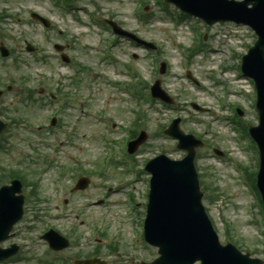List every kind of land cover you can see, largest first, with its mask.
Returning <instances> with one entry per match:
<instances>
[{
    "label": "rangeland",
    "instance_id": "1",
    "mask_svg": "<svg viewBox=\"0 0 264 264\" xmlns=\"http://www.w3.org/2000/svg\"><path fill=\"white\" fill-rule=\"evenodd\" d=\"M141 1L143 0H77L73 4L74 11L65 13L55 6V0H0V15L5 18L4 23L0 22V40L4 41L8 48L15 49L14 57L8 60L0 59V88L3 84L5 87L14 83L15 89L21 86L35 91L44 89L42 93L45 92V99L49 93L61 92L70 100L69 108L63 112L56 104L17 108L20 111V117L30 125L24 124L31 129H36L39 124L50 127L52 117L55 114V116L58 115L57 125H60L49 129L48 149L39 145L43 141L39 135L25 129H13L8 134V137L13 138L12 152L0 153V166L21 171L29 181H40L38 188L41 198L40 207L45 209L40 213L43 217L42 221H37L36 228L27 232L26 226L35 214L30 208L28 221L19 227L18 234L21 236L18 241L27 244L31 238L35 239V244H30L29 249L34 250L36 253L34 255H37L43 252L44 243L39 242L36 237L48 225L65 234L75 228L78 235L82 237L80 247L61 256L71 257L80 253L82 258H87L95 248L101 250L99 257L102 260L109 264H119L121 260H124L123 257L120 259L114 255L112 257L109 254L111 250L108 249V244L115 236L116 230L124 227L123 224L127 222L123 214L126 207L119 208L118 203L124 199L123 192L127 190H133L136 195H143V201L148 194L147 180H143L149 177L147 173L142 174L140 181L128 185L131 175L124 174L122 169L125 167L111 165L110 172L104 174L101 171L107 165L105 144L102 141V135L107 131L104 124L96 118L99 115L102 117L107 115L117 126V129L108 133L114 140L124 139L126 134L121 127L133 128L131 118L132 111L136 107L127 95L119 94L108 87L110 80H123L124 77L121 76L123 71L121 65L112 66L101 61L99 52L103 51L104 43L101 42L100 36L106 38L103 31H98V28L88 23H85L88 25L86 28L76 22V17L88 22L84 11H91L98 17L113 19L125 29L155 43L158 47L157 64L160 62L167 64L166 73L159 76L154 55H147L145 50L133 47L127 41H121L114 50L121 62L129 61V65L137 69L144 92L149 93V87L159 77L163 89L173 99V105L170 107L158 100L153 105H145V119L140 120L138 128L139 131H147L149 139L133 155L136 166H144L145 162L162 153L173 159H181L185 156L184 151L176 148L175 140L161 133L163 127H168L173 118H182L181 129L207 143L204 148L197 151L199 155L197 168L203 176L204 184L216 188L219 199H223L220 202L218 199H212L203 190L205 192L203 203L221 241L226 242L225 231L230 227L231 242L238 244L242 250L251 252L264 262L262 228L254 223L261 220L258 208L248 190L239 183L237 174L231 166L226 165L222 160H220L222 163L218 161L219 159L215 160L212 156V150L217 148L225 151V155L229 157L230 153L234 152V156L240 157L241 164L246 167L252 168L256 164L252 153L243 148L238 138L233 139L229 131L227 134L226 128L215 124L211 128L207 124L213 117L214 107H217L212 92L222 93L228 88L234 90L235 86L227 75L219 78L215 72L216 68L200 57L195 56L190 62L184 59L185 49L197 42L196 34L193 33L196 30L193 20L186 19L183 27L179 29L169 15L165 16L161 13L155 0H144L149 2L146 6L147 13H150L154 19L149 23H142L135 15ZM34 11L49 18L52 28L46 31L38 22H34L31 19V13ZM200 28L201 35L207 34V39L204 41L207 47L222 48L223 59L227 63H223L222 66L238 64L240 56L247 51V46L255 42L253 33L245 26L228 23L205 27L201 24ZM225 37H228V40L222 43ZM25 41L37 47L38 53L26 52ZM56 43L68 47L66 53L74 62L86 69L83 74L76 76L73 75V71L59 66L58 54L54 49ZM134 53L139 56L135 62L132 61ZM15 58L20 60L18 68L13 66ZM4 66H10V68L7 70ZM213 71V75L223 80V86L215 85L216 89L212 88L210 73ZM187 72L201 83V89L186 78ZM22 80H26L25 86L20 84ZM243 82L244 91L240 90L238 96L230 97L231 105H237L243 111V117L238 116V118L256 125L258 116L254 108V88L250 80L244 79ZM14 99L15 94H11L5 98L4 102L9 106ZM192 103H197L207 110L199 112L192 108ZM14 105L13 103L12 107ZM242 125L245 128L241 133L242 138L249 141L247 128L250 123L242 122ZM118 151L121 150L118 149ZM25 154L26 157L29 154L38 156L39 159H25ZM121 154L124 155L123 152ZM116 158L119 161L124 159L122 156L120 158L118 153ZM64 168L67 171L65 176L62 173ZM255 170L256 167L250 169V172ZM83 175L91 179V186L86 191L72 193L71 190L76 181ZM117 181L121 182L123 189H117ZM106 185L112 187V192L103 198ZM99 199H104L105 205L96 206L95 202ZM140 204L138 200L131 204L136 227L132 243L139 249L146 246L143 236L145 214L144 210L139 209ZM46 212L49 213V220L45 218ZM92 223L98 224L100 230L106 233L105 238L101 239L100 244L97 245L89 236ZM126 232L130 237V230L126 229ZM111 246L117 253L124 249L117 242ZM139 254L153 260L157 257V250L144 249L137 253ZM44 256L30 262L21 261L11 264H41ZM52 256L53 254L49 253V257Z\"/></svg>",
    "mask_w": 264,
    "mask_h": 264
},
{
    "label": "water",
    "instance_id": "2",
    "mask_svg": "<svg viewBox=\"0 0 264 264\" xmlns=\"http://www.w3.org/2000/svg\"><path fill=\"white\" fill-rule=\"evenodd\" d=\"M180 5L185 10L199 16L208 18L203 14V11L195 8H185L183 6V0H170ZM182 1V2H181ZM253 3L251 0H247L241 6L246 7L248 4ZM253 15L247 19H243L244 22L252 24L260 35V40L257 46L251 51L249 57H252L255 64L259 69L255 68V76L259 83L262 85L264 80V74L260 72L262 65L264 66V0H257L254 2ZM219 20H235V17L220 16L213 19L211 22ZM260 112L262 115V128L264 129V88L260 86ZM175 136L180 137L182 140L181 147L187 148L190 151L189 157L181 163H173V168L166 167L167 165H161L154 170L153 189L151 192L150 210L157 214L160 210L165 209L177 216L182 222H187L189 232H184L175 238L172 243H167L162 236H155L153 240L160 244L162 248L163 258L160 264L169 263L173 260L176 264H182L185 261H189L197 258L194 255L195 252L200 250L199 244L214 245L209 235V226L205 224L203 220L202 210L199 206L200 195L198 194L197 179L193 170V147H188L184 143L183 136L178 133H173ZM145 140L141 138L136 145L142 143ZM264 141V139H263ZM159 162H168L166 159L161 158ZM170 171H169V170ZM264 173V169H263ZM260 187L264 192V174H261ZM162 208V209H161ZM187 214L189 216L187 217ZM207 240V242H206ZM207 264H210L207 257H202Z\"/></svg>",
    "mask_w": 264,
    "mask_h": 264
},
{
    "label": "bare ground",
    "instance_id": "3",
    "mask_svg": "<svg viewBox=\"0 0 264 264\" xmlns=\"http://www.w3.org/2000/svg\"><path fill=\"white\" fill-rule=\"evenodd\" d=\"M252 65L254 68L259 69L255 63H252ZM260 72L264 74V66L263 65H262V68L260 69Z\"/></svg>",
    "mask_w": 264,
    "mask_h": 264
}]
</instances>
